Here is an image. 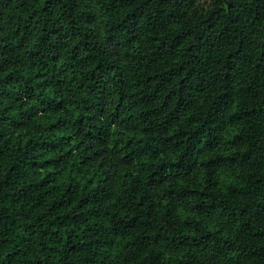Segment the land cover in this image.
<instances>
[{
  "label": "clouds",
  "instance_id": "1",
  "mask_svg": "<svg viewBox=\"0 0 264 264\" xmlns=\"http://www.w3.org/2000/svg\"><path fill=\"white\" fill-rule=\"evenodd\" d=\"M0 264H264V0H0Z\"/></svg>",
  "mask_w": 264,
  "mask_h": 264
}]
</instances>
